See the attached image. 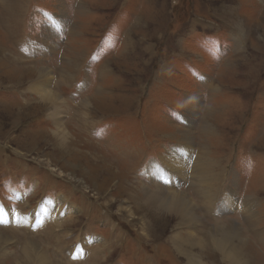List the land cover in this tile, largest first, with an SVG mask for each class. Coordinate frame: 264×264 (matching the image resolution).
I'll use <instances>...</instances> for the list:
<instances>
[{
    "label": "rangeland",
    "instance_id": "obj_1",
    "mask_svg": "<svg viewBox=\"0 0 264 264\" xmlns=\"http://www.w3.org/2000/svg\"><path fill=\"white\" fill-rule=\"evenodd\" d=\"M171 190L193 225L142 205ZM0 237V264H264V0H0Z\"/></svg>",
    "mask_w": 264,
    "mask_h": 264
},
{
    "label": "bare ground",
    "instance_id": "obj_2",
    "mask_svg": "<svg viewBox=\"0 0 264 264\" xmlns=\"http://www.w3.org/2000/svg\"><path fill=\"white\" fill-rule=\"evenodd\" d=\"M92 22V21H91ZM50 36V35H49ZM5 54V53H4ZM38 71V70H37ZM40 71V70H39ZM41 72V71H40ZM38 73V72H37ZM36 73V74H37ZM43 75H45V74H43V73H38V75H37V78H40V77H43ZM51 78V77H50ZM45 82V81H44ZM46 83V82H45ZM34 84V83H33ZM35 89H37V93L38 94H40L41 95V97H42V100H45V101H50L51 102V106H52V111H51V113H49V115H48V118H50V119H52V121H51V123L53 124L54 123V126H55V129H56V131L57 132H59L60 133V135L58 136V142L60 143V144H64L65 143V128L63 127V123L59 120V117H61V114H62V111H61V107H59L58 105L60 104V103H58V105H56V101L54 100L55 99V97L57 96L55 93H52V92H49V91H47V89L45 88V86L44 85H42V84H39V85H36L35 87H34ZM29 89H31V88H29ZM32 89H33V86H32ZM33 91V90H32ZM35 94V93H34ZM64 102V101H63ZM53 103V104H52ZM63 105V104H62ZM64 107V106H63ZM65 108V107H64ZM53 135H55V134H53ZM168 151V150H167ZM168 155V154H167ZM164 158H166V156L164 157ZM169 158V161H166L165 162V165L167 166V170H168V172H173V174L172 175H177L174 171H172V170H175V171H177L178 172V174H180V177L182 176V174H183V171H182V167H183V164H184V166H185V164L186 163H184V162H182V164H181V168L179 169V167L177 168V167H173L172 166V161H171V159H170V157H168ZM160 159V158H159ZM173 159V158H172ZM175 159V158H174ZM162 160V159H161ZM174 161H176V160H174ZM178 165H180V164H178ZM150 166H152V165H150ZM155 167V166H154ZM157 168V167H156ZM183 169H184V167H183ZM185 170V169H184ZM199 170L200 169H197V171H198V177H197V179L200 181V187L201 188H203V189H205V191H207L206 190V186L208 185L207 184V180L206 179H208V182H209V178H208V176H206V174H205V171H206V169H205V165L204 166H201V170H200V172H199ZM150 171V170H149ZM186 171V170H185ZM156 172V171H155ZM162 174L164 175V172H162ZM166 174V173H165ZM171 175V176H172ZM154 176V175H153ZM168 175H164V177H163V179H168L169 180V178H171V177H167ZM179 176V175H178ZM177 176V177H178ZM161 179H162V177H160ZM162 179V180H163ZM172 181V180H171ZM172 186V185H171ZM175 187V186H174ZM204 192V191H203ZM130 193V192H129ZM147 193V192H146ZM145 193V197H143L142 198V202H143V204L142 205H145V206H147V208H151L152 209V211L154 212V213H156V214H159V213H167V214H173L174 216H176L177 217V219H178V221H177V225L178 226H186V225H193L192 224V221L197 217L196 216V213H195V210L193 209V204L188 200V198L187 197H185V196H183V195H181V194H179V193H175V191L174 190H171V191H169V193H172V194H170V195H164V194H152V195H150L149 193H147L146 194ZM214 194V193H213ZM186 195V194H185ZM139 196V195H138ZM142 196V195H141ZM187 196V195H186ZM207 198V197H206ZM229 198V197H228ZM193 202V201H192ZM63 204V203H62ZM210 205V204H209ZM206 209V208H205ZM15 215V214H14ZM18 215H20V214H18ZM12 216L13 215H11L10 214V216L8 217V219L10 220V219H12ZM19 217V218H18ZM16 219L18 220V221H20V222H26L25 220H24V218L22 217V216H18ZM143 219V218H142ZM197 221V220H196ZM142 222V221H141ZM149 221L146 219V221H143V225L146 227V223H148ZM194 223H195V221H193ZM148 225V224H147ZM194 225H196V224H194ZM149 226V225H148ZM225 228V227H224ZM188 230V229H187ZM226 229H224L223 231H225ZM216 231V230H215ZM217 232V231H216ZM188 233V232H187ZM189 234V233H188ZM234 234H236V235H234ZM178 235H180V234H178ZM178 235H172L170 238V241H171V243H173V239H177L178 240ZM192 236V235H191ZM222 236H224V235H222ZM220 237V238H218V239H215L214 237H213V235H212V242H215L214 243V249L215 250H218V251H222L223 253H225V254H227V255H229V251H232L233 253L232 254H230L229 256H230V260L233 262V263H236L237 261V259H241L240 257L241 256H239L241 253L239 252V251H241V252H243L242 250H239V248H240V243L238 244V242H240V238H238V235H237V233L235 232H229L228 230H227V232H226V236L225 237ZM183 238V237H182ZM211 240V239H210ZM236 240H238V242L236 241ZM9 240H6L5 238H1L0 237V243H7ZM203 242V244L201 245V246H197V248L199 247V249H200V253H205L204 252V247L207 245L206 243H204V240L202 241ZM207 242V241H206ZM185 243V242H184ZM3 244H1V245H3ZM190 244L191 245H193L194 246V242L191 240V242H190ZM0 245V246H1ZM175 246V245H174ZM196 246V245H195ZM194 246V247H195ZM236 246H239V247H237V248H235ZM176 247V246H175ZM194 247H190L191 249L189 250V251H185L186 253H188V255H186L185 257H184V259L187 261L186 263L187 264H209L208 262L207 263H203L201 260H197V261H195V256H194V254L193 253H191V251H194V249H197V248H194ZM25 248H27V247H25ZM180 248V247H179ZM212 248H213V246H212ZM175 249V248H174ZM6 250V249H5ZM177 251V250H176ZM182 251H184V250H182ZM205 251H207V250H205ZM180 252V251H179ZM238 252H239V255H238ZM24 253H25V251H24ZM24 253H23V255H24ZM28 253V254H27ZM185 253V254H186ZM199 253V255H202V254H200ZM26 258L25 259H27V260H29L27 263L28 264H34V263H36L37 261L40 263V264H45V260H44V258H41V255H40V253L39 254H37V250L35 249V253H33V252H31V253H29V252H27L26 251ZM35 254V256H33ZM181 254V253H180ZM245 254V252L243 253V255ZM38 255V256H37ZM182 255V254H181ZM31 256H33V258L32 259H30V257ZM34 259H36V260H34ZM248 259V258H247ZM231 263V262H230ZM48 264V263H47Z\"/></svg>",
    "mask_w": 264,
    "mask_h": 264
}]
</instances>
